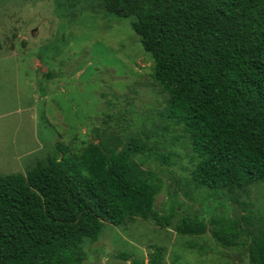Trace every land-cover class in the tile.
Here are the masks:
<instances>
[{
  "label": "trees",
  "instance_id": "obj_1",
  "mask_svg": "<svg viewBox=\"0 0 264 264\" xmlns=\"http://www.w3.org/2000/svg\"><path fill=\"white\" fill-rule=\"evenodd\" d=\"M102 2L112 14L135 17L152 76L169 95L167 117L195 153L193 181L228 192L264 181V0ZM112 140L71 156L60 146L61 155L26 174L0 173V264H84L85 238L95 242L105 223L138 217L182 235L210 232L223 246H247L251 263L264 264V227L250 234L247 215L210 222L179 215L177 203L158 211L163 181L133 158L156 153L157 143L132 135L120 148ZM153 253L149 264H161L164 247Z\"/></svg>",
  "mask_w": 264,
  "mask_h": 264
},
{
  "label": "rangeland",
  "instance_id": "obj_2",
  "mask_svg": "<svg viewBox=\"0 0 264 264\" xmlns=\"http://www.w3.org/2000/svg\"><path fill=\"white\" fill-rule=\"evenodd\" d=\"M134 20L112 14L102 0H0V173L26 174L61 155L60 146L71 156L106 137L114 146L117 136L121 148L132 135L150 136L156 153L133 158L163 181L158 211L177 203L179 215L205 222L247 215L250 234L263 228L264 181L234 192L193 181L191 142L167 117L169 95L152 76L154 60ZM84 247V264H149L157 247H164L161 264H252L247 246L226 247L210 232L182 235L139 217L105 223Z\"/></svg>",
  "mask_w": 264,
  "mask_h": 264
}]
</instances>
